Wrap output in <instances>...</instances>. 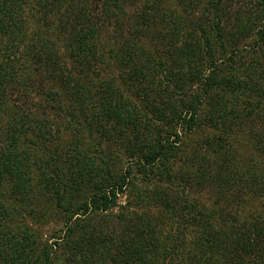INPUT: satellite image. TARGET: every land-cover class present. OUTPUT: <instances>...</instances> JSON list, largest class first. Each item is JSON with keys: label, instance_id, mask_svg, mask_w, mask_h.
Instances as JSON below:
<instances>
[{"label": "trees", "instance_id": "obj_1", "mask_svg": "<svg viewBox=\"0 0 264 264\" xmlns=\"http://www.w3.org/2000/svg\"><path fill=\"white\" fill-rule=\"evenodd\" d=\"M206 100L234 128L187 154ZM189 179L210 199L184 195ZM67 197L63 237L35 254L23 218ZM49 249L264 264V0H0V264H63Z\"/></svg>", "mask_w": 264, "mask_h": 264}, {"label": "rangeland", "instance_id": "obj_2", "mask_svg": "<svg viewBox=\"0 0 264 264\" xmlns=\"http://www.w3.org/2000/svg\"><path fill=\"white\" fill-rule=\"evenodd\" d=\"M214 97V96H213ZM208 100V99H207ZM205 101L204 105L201 108V111L198 116V122L196 125V130L187 137V143H186V153L187 154H192L193 150L197 147H203V151H201L202 155H206V152L210 151L213 153V149H215V154L219 153V145L221 149H224V146L221 142H219V139H224L226 140V132L230 133V130L234 128V126H228L221 125V124H216V121L212 119L213 117L210 115L211 109H213L214 102L211 100L210 102ZM210 100V99H209ZM214 146V147H213ZM212 148V149H211ZM110 148L107 150L109 152ZM111 153H113L112 150H110ZM214 154V153H213ZM115 155V153H114ZM117 156L121 157L118 158L119 160H115L117 162H120V167H125V163H127L126 160V153L124 154V148H117ZM44 160H47V158H43ZM179 167V166H178ZM195 167L192 168V171H195ZM134 175L135 178H137L136 185L139 187H142L141 185V179L142 177L138 175V171L136 169L134 170ZM133 175V176H134ZM188 184L185 185L184 187H187V190L184 192V195H189L190 199H199L200 201L208 200L210 197L213 195L214 188L211 187L210 182L207 184V182H199V186L193 185L192 179L188 180ZM181 178L179 177L177 180L178 185H180ZM158 184V183H157ZM162 186V184H159V188ZM136 187V186H135ZM183 189L182 187H179V190ZM127 195L128 198H127ZM134 193H129L124 195L123 197L119 198L116 201L117 208L114 211H111L109 214L106 213H98L95 214L94 219L97 220H104L105 217H111L110 214H115L117 210L119 209L120 206H125L126 202L129 201H135L137 202L136 198L134 197ZM68 197L66 198V201L62 203L66 208L69 209L68 212H64L63 208L54 207V202L53 201H45V206L44 209H38L44 216L43 219H36L35 214L32 216H26V218H23L24 222L23 225H26L30 228L31 233H33L34 238L32 239L34 242V246L32 247L35 251V254H40L39 251H41L42 246L48 245L52 246L55 243H59L60 239L63 237L65 233V222L66 219H70L72 214H73V209L68 206L67 204ZM58 206V205H57ZM248 211L251 213L255 212V208L251 207L248 208ZM111 218H107L105 221L109 220ZM7 224V222L5 223ZM79 224V223H78ZM4 225V224H3ZM96 225V224H95ZM99 226V225H98ZM5 230V229H4ZM20 231V230H18ZM24 233V231H23ZM21 235V232H20ZM20 237V236H19ZM36 245H38V248H36ZM49 253H52V257L60 258L62 256V251L57 249V250H48ZM37 256V255H36ZM35 256V257H36ZM34 255L30 256L29 261H34L35 259ZM62 263L63 264H71V259H67L66 256L61 257ZM166 264V263H165Z\"/></svg>", "mask_w": 264, "mask_h": 264}]
</instances>
